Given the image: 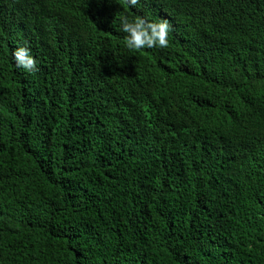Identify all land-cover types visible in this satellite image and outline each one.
<instances>
[{
    "label": "trees",
    "instance_id": "obj_1",
    "mask_svg": "<svg viewBox=\"0 0 264 264\" xmlns=\"http://www.w3.org/2000/svg\"><path fill=\"white\" fill-rule=\"evenodd\" d=\"M0 264H264V0H0Z\"/></svg>",
    "mask_w": 264,
    "mask_h": 264
},
{
    "label": "clouds",
    "instance_id": "obj_2",
    "mask_svg": "<svg viewBox=\"0 0 264 264\" xmlns=\"http://www.w3.org/2000/svg\"><path fill=\"white\" fill-rule=\"evenodd\" d=\"M139 0H122L125 7L132 8ZM117 20L123 36V46L129 50L163 49L169 45L170 24L167 19L158 18L150 21L142 15L130 17L121 11ZM14 66L29 73L37 71L36 60L31 55V50L26 44H22L12 50Z\"/></svg>",
    "mask_w": 264,
    "mask_h": 264
}]
</instances>
